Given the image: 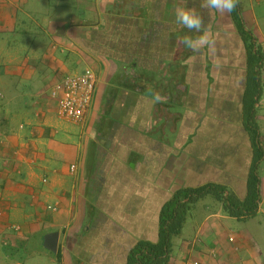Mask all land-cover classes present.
Listing matches in <instances>:
<instances>
[{
    "label": "crops",
    "instance_id": "0c3cea01",
    "mask_svg": "<svg viewBox=\"0 0 264 264\" xmlns=\"http://www.w3.org/2000/svg\"><path fill=\"white\" fill-rule=\"evenodd\" d=\"M241 3L264 51V0ZM180 6L196 9L201 32L175 22ZM202 35L199 51L181 43ZM248 60L231 13L204 0H0V264H128L138 242L159 241L178 191L219 185L244 201ZM87 69L96 93L76 124L50 91ZM260 80L264 149V62ZM259 175L257 216L202 199L171 264H264V159Z\"/></svg>",
    "mask_w": 264,
    "mask_h": 264
},
{
    "label": "trees",
    "instance_id": "16d2710c",
    "mask_svg": "<svg viewBox=\"0 0 264 264\" xmlns=\"http://www.w3.org/2000/svg\"><path fill=\"white\" fill-rule=\"evenodd\" d=\"M230 13L246 41L249 53V83L245 117L246 129L252 137L254 159L248 178L247 197L241 201L235 195L228 194L227 189L219 185L178 191L161 210L159 241L157 243L138 242L131 252L128 264H171L174 239L182 235L191 211L199 201L206 197L215 199L222 205L226 215L238 220L253 219L258 214L261 200L259 169L264 159V149L260 141L259 127L255 120V108L258 102L256 98L261 93L260 75L263 70L264 51L257 46L256 38L246 27L241 0H237L236 7Z\"/></svg>",
    "mask_w": 264,
    "mask_h": 264
},
{
    "label": "built area",
    "instance_id": "2783aa9c",
    "mask_svg": "<svg viewBox=\"0 0 264 264\" xmlns=\"http://www.w3.org/2000/svg\"><path fill=\"white\" fill-rule=\"evenodd\" d=\"M96 84V74L90 69L80 75L70 76L58 82L51 89L50 95L57 103L59 117L76 124L84 122L95 97ZM71 170L74 171L75 167H72ZM49 209L57 211V206ZM14 229L19 230L18 227Z\"/></svg>",
    "mask_w": 264,
    "mask_h": 264
},
{
    "label": "clouds",
    "instance_id": "9594fccd",
    "mask_svg": "<svg viewBox=\"0 0 264 264\" xmlns=\"http://www.w3.org/2000/svg\"><path fill=\"white\" fill-rule=\"evenodd\" d=\"M237 0H204L206 7L215 9L221 13H230L236 7ZM175 22L182 25L190 32H201L203 28V20L200 14L194 8L176 7L174 10ZM181 43L188 49L199 51L204 45L210 41L206 36H200L198 39H192L190 36H184Z\"/></svg>",
    "mask_w": 264,
    "mask_h": 264
},
{
    "label": "rangeland",
    "instance_id": "374dc122",
    "mask_svg": "<svg viewBox=\"0 0 264 264\" xmlns=\"http://www.w3.org/2000/svg\"><path fill=\"white\" fill-rule=\"evenodd\" d=\"M209 203H210L209 201H206L203 204L206 205ZM200 205H202V204H200ZM194 208L198 209L197 205ZM192 225H193L192 220H189L186 228L182 232V235L180 237L174 239L173 243L175 244V246H178L181 243V241H182L181 237L182 236H184L185 234H191L193 232ZM233 225H234L235 229H241L243 227V225L241 223H238V224L233 223ZM247 226H250V224H248ZM193 236H194V234H192V238H193ZM44 264H46V263L44 262Z\"/></svg>",
    "mask_w": 264,
    "mask_h": 264
},
{
    "label": "water",
    "instance_id": "95a60500",
    "mask_svg": "<svg viewBox=\"0 0 264 264\" xmlns=\"http://www.w3.org/2000/svg\"><path fill=\"white\" fill-rule=\"evenodd\" d=\"M47 242H48V249L50 251L56 250L58 245V234L50 235Z\"/></svg>",
    "mask_w": 264,
    "mask_h": 264
}]
</instances>
